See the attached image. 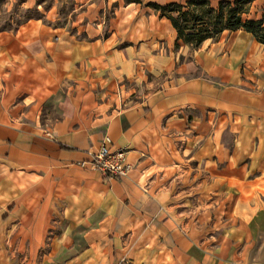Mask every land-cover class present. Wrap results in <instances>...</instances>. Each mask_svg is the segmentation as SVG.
I'll return each instance as SVG.
<instances>
[{
    "label": "crops",
    "instance_id": "obj_1",
    "mask_svg": "<svg viewBox=\"0 0 264 264\" xmlns=\"http://www.w3.org/2000/svg\"><path fill=\"white\" fill-rule=\"evenodd\" d=\"M187 1L0 30V264H264V44L193 50L152 6ZM104 144L123 178L92 168Z\"/></svg>",
    "mask_w": 264,
    "mask_h": 264
},
{
    "label": "trees",
    "instance_id": "obj_2",
    "mask_svg": "<svg viewBox=\"0 0 264 264\" xmlns=\"http://www.w3.org/2000/svg\"><path fill=\"white\" fill-rule=\"evenodd\" d=\"M253 1H222L217 8L210 0H189L183 4L152 6L172 22L179 39L187 45L200 48L205 41L216 40L225 31L238 30L252 33L264 44V22L244 19Z\"/></svg>",
    "mask_w": 264,
    "mask_h": 264
},
{
    "label": "rangeland",
    "instance_id": "obj_3",
    "mask_svg": "<svg viewBox=\"0 0 264 264\" xmlns=\"http://www.w3.org/2000/svg\"><path fill=\"white\" fill-rule=\"evenodd\" d=\"M86 2L87 0H40L35 5L30 6L21 0H0V30L15 29L20 24L32 19L49 22L48 16L57 25L71 27L74 22L79 20L86 25L88 24L87 18L85 20L84 15H82L87 10V6L84 4ZM213 6L217 8V5ZM112 14V9L102 10L99 12V17L94 20V25L107 27ZM80 15H82L81 18H78ZM76 35L78 36V34ZM189 46L193 50L198 49L193 45Z\"/></svg>",
    "mask_w": 264,
    "mask_h": 264
},
{
    "label": "built area",
    "instance_id": "obj_4",
    "mask_svg": "<svg viewBox=\"0 0 264 264\" xmlns=\"http://www.w3.org/2000/svg\"><path fill=\"white\" fill-rule=\"evenodd\" d=\"M124 160L125 152L123 150H114L104 144L100 152L94 156L92 168L100 171L107 178H123L127 173Z\"/></svg>",
    "mask_w": 264,
    "mask_h": 264
}]
</instances>
